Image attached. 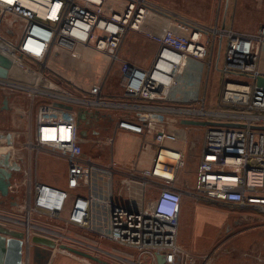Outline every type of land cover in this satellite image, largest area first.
I'll return each instance as SVG.
<instances>
[{
  "label": "built area",
  "instance_id": "built-area-1",
  "mask_svg": "<svg viewBox=\"0 0 264 264\" xmlns=\"http://www.w3.org/2000/svg\"><path fill=\"white\" fill-rule=\"evenodd\" d=\"M32 1L35 8L21 0H0V43L15 49L8 53L0 47L12 61L8 76L0 77V93L21 95L28 103L23 109L26 137L18 147L26 163L19 182L24 189L20 210L28 219L16 220L24 226V257L33 245V228L54 232L34 226L29 219L32 213L135 250L134 264H146L145 259L156 264L160 255L164 264H178V260L191 264L197 257L208 261L209 256L189 255L177 243L185 195L197 202L253 211L264 218V89L256 85V77L264 75L259 69L264 23L255 33L245 34L212 28L151 0ZM52 6H57L54 17L47 14ZM134 36L155 47L146 66L121 55L129 37ZM223 38L226 52L218 69L221 84L216 106L207 105L206 89L196 100L175 101L174 90L187 65L202 61L207 71L213 69L215 44ZM62 52L75 59L83 53L103 55L104 77L81 87L72 77L50 70L51 58ZM206 55L208 61H204ZM13 70L21 75H12ZM114 74L122 88L119 94L106 91ZM80 111L84 116L107 112L118 129L140 135L143 145L152 139L151 167L124 172L117 164L95 162L83 150ZM182 120L210 124L191 126ZM190 130L195 135L202 130V137L194 171L184 174ZM38 153L66 161V189L35 179L32 159ZM99 172L126 177L137 185L143 198L141 207L126 206L111 197L104 201L109 209L104 231L94 227L91 214ZM182 175L192 180L191 186H179Z\"/></svg>",
  "mask_w": 264,
  "mask_h": 264
},
{
  "label": "rangeland",
  "instance_id": "rangeland-1",
  "mask_svg": "<svg viewBox=\"0 0 264 264\" xmlns=\"http://www.w3.org/2000/svg\"><path fill=\"white\" fill-rule=\"evenodd\" d=\"M152 2L162 5L168 9L177 11L179 13H183L189 18L196 20L204 25L210 26L212 28L220 29L221 24H225L227 29H233L235 32L245 33V34H253L256 32L257 28L260 24L264 23V0H231V2L225 3L224 0H151ZM13 40L15 38H12ZM216 47L212 54V68L210 71L206 70V65L203 66L202 61L200 62H190L184 73L181 75L179 79V86L174 90L173 98L175 101H188L189 99L196 100L200 96L204 95V89H206L205 93L207 95V105L209 107H215L216 101L218 98V93L221 84V74L219 72V68L225 59L226 52V38H223L221 43L216 41ZM155 47L152 43L144 40L141 37L134 36L129 37L127 42L122 48L121 55L128 59L131 62L137 63L138 65L149 64L153 55H154ZM204 61H208V55H206ZM218 63L216 66L215 63ZM201 63V64H200ZM105 64L106 60L103 55H97L95 53H83L80 58L75 59L72 58L68 53L62 52L58 53L51 58L48 63V67L50 70H53L57 73H60L65 78H73L75 82L81 87H87L93 82L100 81L105 74ZM146 64V65H147ZM215 64V65H214ZM145 65V66H146ZM217 67V68H216ZM260 72L264 73V49L261 53V62L259 66ZM47 73H51V71L47 70ZM117 75H112L107 84L106 91L108 93L119 94L122 92V88L117 86ZM207 83V84H206ZM1 97H0V118L1 120H5L6 115L4 113L5 110H2ZM9 120L10 115L7 114ZM96 126V125H95ZM108 127L107 124H100L99 129L102 131ZM86 130V134L89 135V129L84 128L81 124L80 130ZM97 130V129H95ZM112 130V129H111ZM111 130H108L111 133ZM202 131V130H201ZM199 131L198 135H195V131L193 133L190 130L188 137V145H189V160L185 169L183 170L184 174L192 173L196 164V154L198 153L199 144L201 141L202 133ZM188 132V130H186ZM103 133V132H102ZM133 135V134H132ZM129 132L119 130L116 133L115 141L113 145V155L114 158L119 162L129 160L134 157V150L136 141L132 137ZM102 136V135H101ZM25 135L23 140L25 139ZM102 139V138H101ZM96 138L97 144H89L87 146H83V150L85 153L89 154L95 162L99 164L107 163V154H110V147L108 143H105V140H101ZM98 141V142H97ZM101 141V144H99ZM99 144V145H98ZM111 149V150H112ZM150 152L143 154L142 158H149ZM52 164L41 165L40 173L44 176V178L50 179L52 182L56 184H60L64 186V175L58 171L55 166L56 161H52ZM21 177V173L17 176L19 179ZM107 180L106 176L101 175L99 172L97 174V181L101 179ZM103 179V180H104ZM177 183L179 186H191L192 180H185L184 176L178 177ZM24 192V189H22ZM223 210V209H221ZM237 210V209H235ZM233 214L229 216L228 225L231 227V234L227 237L234 238V243H229L226 245V248L232 250V257L238 256L246 253L245 246H242L241 242L243 240H247L250 244H264V225H256L252 227L253 224H249L247 222H237L236 219L241 215H245V212L241 211H231ZM22 220L26 221L25 218L28 217L25 215L23 211ZM219 214V212H216ZM247 214V212H246ZM100 216H103L100 214ZM245 217V216H243ZM198 217L197 225L200 226V222L202 221L201 227H198L195 230V238L192 231V238L195 239L196 244L200 241H204L206 239L212 238L215 230V224L217 221L215 218H212L211 223L203 221ZM12 219V218H11ZM31 223H34L36 220H43L44 217H36L35 214L32 213L30 216ZM233 219H235L233 223ZM262 221L260 223H264V218H260ZM222 220V219H221ZM14 222L15 220H10L9 222ZM52 221V220H51ZM10 222V223H11ZM256 223V222H254ZM13 224V223H11ZM53 227L55 223H51ZM227 224V223H226ZM225 224V225H226ZM257 224V223H256ZM59 229L55 230V235L57 237L52 238L56 239L55 241L58 244H64L69 247L78 249L80 251L91 254L94 257H97L101 262L104 261L106 264H120L122 259L120 257H137L138 253L135 250L127 249L120 245H116L108 240L98 239L96 236H92L83 231H77L74 228H66L65 226H60ZM224 225V226H225ZM251 225V226H250ZM195 227L194 221L192 222V228ZM105 230V229H104ZM103 230V231H104ZM37 231V230H36ZM32 233H36L32 231ZM51 238V237H50ZM177 243H179L177 238ZM240 244L242 249L240 252L236 249V245ZM46 249H49L46 247ZM216 248L212 249L209 253H206L207 256H211L213 251ZM244 250V251H243ZM31 257H35V253L33 250V245L30 248ZM51 257H59L63 255L64 257H77L82 259L86 264H100L101 262L89 260L83 258L82 256L76 255L72 252H69L64 249H60L58 246L55 249H50ZM250 252V251H249ZM264 254V253H263ZM205 255V254H204ZM231 257V256H230Z\"/></svg>",
  "mask_w": 264,
  "mask_h": 264
},
{
  "label": "crops",
  "instance_id": "crops-1",
  "mask_svg": "<svg viewBox=\"0 0 264 264\" xmlns=\"http://www.w3.org/2000/svg\"><path fill=\"white\" fill-rule=\"evenodd\" d=\"M225 3H230L231 0H224ZM183 14V13H182ZM184 15V14H183ZM222 27H227L225 24H221ZM12 75H21V73L18 70H13ZM1 97V104L3 106V100L5 97L8 98L7 102V109L4 111L6 118L5 120H1L0 118V155H2L5 151V153H10L9 163L12 165V163H16L18 166V170L11 171V177H10V187H9V195L7 197H2L0 195V226L12 229L17 232L24 233V226L20 224V222L16 221H22V213L20 210V202L23 195V187L19 184L21 177H22V169L25 166L24 159H21L22 155L24 153L20 150H18L19 143L23 141L24 138V131L26 129L27 124L25 123V118L23 116V109H25L28 105L27 100L25 98H22L21 95L11 96L8 94L0 93ZM7 114L10 115V120L7 116ZM86 116H84L83 119H78L80 124H90L92 128L95 130V133L93 136H91V132H89V135H85L81 138L82 146H87L90 143L97 144L96 138L105 140V143L107 142V139H112V143L109 147L112 149L115 141L116 133L121 130L118 129L115 126L114 121L110 118L109 113L103 112L98 113L96 115V112H93V114L85 113ZM107 124L108 127L104 130L99 129L100 124ZM96 125V126H95ZM90 129V128H89ZM112 129V130H111ZM108 130H111V133L108 132ZM125 131V130H122ZM103 132V133H102ZM129 132V131H126ZM134 140L136 141L135 145V154L134 157H132L131 160L128 162L122 161L118 162L113 155V149H110V154H107V163H104L103 165H108L110 163L117 164L119 169L123 170L124 172L131 171L133 168L136 169H149L152 164V158L154 156L155 152V145L152 142V139L147 140V144L143 145V138L138 135L134 134L132 132H129ZM10 135V146L7 144L6 135ZM2 135V136H1ZM102 135V136H101ZM98 142V141H97ZM99 144H101V141H99ZM98 144V145H99ZM6 146V147H5ZM8 147V148H7ZM147 152H150L149 158L144 159L142 158L143 154ZM2 153V154H1ZM32 171L35 179L38 182L44 183L46 185L58 188V189H66V177H67V164L66 161L62 158L51 156L46 153H38L37 155H33L32 159ZM52 161H56L55 166L58 168L57 170L60 171L64 175V186L60 184H56L55 182H52L48 178H44V176L40 173V166L41 165H48L52 164ZM21 173V177L18 179L17 176ZM107 180L101 179L99 181H95L94 184V193L96 195V200L92 203L91 207V214H92V222L96 229L103 231L106 228V225L108 223V216H109V209L107 205L104 203L109 197L113 198L114 201H117L123 205L130 206V207H141L143 204V198L138 190V187L135 183L128 180L126 177L122 175L110 177L107 175ZM153 193L152 195H154ZM151 195V196H152ZM154 197V196H152ZM151 197V198H152ZM223 209V210H221ZM238 211H241V209H237ZM234 208L225 206V205H219L214 203H208V202H197L193 200L192 198L188 196H183L179 211V226H178V232H177V238H178V245L189 255L194 256H203L206 253H209L212 249L216 248V250L213 251L212 255L208 257V261H203L201 258L197 257L192 261L191 264H264V244H250L247 242V240L242 239V246H245V250L247 251L244 254H241L240 250L242 249V246L240 244L236 245V249L240 252L238 256L232 257V250L229 248H226V245L231 243H234V238L227 237L231 234V227L228 225V219L231 214H233L231 211H237ZM216 212H219L216 213ZM242 212H245V215H241L236 219L237 222H247L249 224H253L252 227L256 225H264V223H260L262 221V215L249 211V210H242ZM247 212V214H246ZM102 214L103 216H100ZM245 216V217H243ZM198 217H201L200 219H203V221H206L211 223L212 218H215L217 221V224H215V230L212 238L206 239L202 242H198L196 244L195 242V230L198 229V227H201L202 221L200 222V226L197 225L196 222H198ZM14 219V222H9V219ZM222 219V220H221ZM13 221V220H12ZM194 221L195 227L192 228V222ZM235 219H233L234 223ZM256 222V223H254ZM52 222L45 219L42 220H36L33 224L39 229H48L51 231H54L53 233L37 230L33 228L35 234H41L43 236L55 238L57 237L55 234V230L59 229V225L55 223V226L51 224ZM227 223V224H226ZM226 224V225H225ZM225 225V226H224ZM251 226V225H250ZM37 230V231H36ZM194 230V231H193ZM192 231L194 234V238H192ZM94 236V235H92ZM98 239H102L100 237H97ZM104 240V239H103ZM36 247V257H31V251L27 249L26 255L27 257H22V263L21 264H86L82 259H79L77 257H64L63 255L59 257H51L50 249H46L44 246H34L33 249ZM244 251V250H243ZM250 251V252H249ZM210 254V253H209ZM39 255V256H38ZM51 255V256H50ZM231 256V257H230ZM122 259V262L120 264H134L135 257H120ZM195 258V257H194ZM188 261V259H187ZM146 264L148 263V259L144 260ZM178 264H180V260L177 261ZM100 264H106L104 261H102ZM156 264H159L158 261Z\"/></svg>",
  "mask_w": 264,
  "mask_h": 264
},
{
  "label": "water",
  "instance_id": "water-1",
  "mask_svg": "<svg viewBox=\"0 0 264 264\" xmlns=\"http://www.w3.org/2000/svg\"><path fill=\"white\" fill-rule=\"evenodd\" d=\"M0 47H4L8 53H15V49L7 44H0ZM12 69V61L7 56L0 52V77L5 78L8 76L9 71ZM256 85L264 89V75H258L256 77ZM8 98L5 97L3 100L2 110L7 109ZM70 109V107H68ZM78 119H83L84 115L80 111L77 113ZM182 124L191 126H205L210 124L205 121H195V120H182ZM2 136V135H1ZM7 143L10 144V135L6 136ZM10 153H3L0 155V195L2 197H7L9 195L10 187V177L11 171L18 170L16 163H9ZM31 242L34 246H44L49 249H55L57 247L56 241L50 237L34 234L31 237ZM60 249H65L76 255L82 256L83 258L101 262L97 257L92 256L89 253L80 251L78 249L69 247L64 244H59ZM22 250H23V233L17 232L12 229H7L0 226V264H21L22 263ZM34 253L36 252V247H34ZM50 251V250H49ZM35 257L37 254L35 253ZM39 256V255H38ZM159 264H164V259L160 255L157 257Z\"/></svg>",
  "mask_w": 264,
  "mask_h": 264
},
{
  "label": "bare ground",
  "instance_id": "bare-ground-1",
  "mask_svg": "<svg viewBox=\"0 0 264 264\" xmlns=\"http://www.w3.org/2000/svg\"><path fill=\"white\" fill-rule=\"evenodd\" d=\"M4 1H6V2H8V3H11L13 0H4ZM21 3H22L23 5L29 7V8H35V6H33V1H32V0H21ZM36 7H37V5H36ZM56 7H57V6H52L51 8H49L48 11H47V14H48L49 16L54 17V15H55V13H56ZM0 44H1V43H0ZM162 154L169 155L167 152H162ZM32 244H33V243H32ZM56 244H57V246L59 245L57 241H56ZM64 250H65V249H64ZM27 254H28V252H27Z\"/></svg>",
  "mask_w": 264,
  "mask_h": 264
},
{
  "label": "flooded vegetation",
  "instance_id": "flooded-vegetation-1",
  "mask_svg": "<svg viewBox=\"0 0 264 264\" xmlns=\"http://www.w3.org/2000/svg\"><path fill=\"white\" fill-rule=\"evenodd\" d=\"M78 124H79V128H80V126H81V124H80V122L78 121ZM90 124H92V123H90ZM90 124L88 123V124H82L83 126H84V128H87V129H89V132H91V136H93L94 135V133H95V130L92 128V126H90ZM97 131V130H96ZM80 135H81V138L83 137V136H85L86 135V130H84V129H81L80 130Z\"/></svg>",
  "mask_w": 264,
  "mask_h": 264
}]
</instances>
